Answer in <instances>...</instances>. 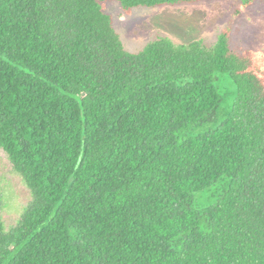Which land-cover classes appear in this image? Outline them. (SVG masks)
Listing matches in <instances>:
<instances>
[{
	"label": "trees",
	"instance_id": "1",
	"mask_svg": "<svg viewBox=\"0 0 264 264\" xmlns=\"http://www.w3.org/2000/svg\"><path fill=\"white\" fill-rule=\"evenodd\" d=\"M109 1L199 0H0V149L30 193L0 264H264V56L227 32L129 53Z\"/></svg>",
	"mask_w": 264,
	"mask_h": 264
},
{
	"label": "rangeland",
	"instance_id": "2",
	"mask_svg": "<svg viewBox=\"0 0 264 264\" xmlns=\"http://www.w3.org/2000/svg\"><path fill=\"white\" fill-rule=\"evenodd\" d=\"M104 13L112 22L124 49L137 53L158 37L174 45L201 40L213 45L222 32L229 35L231 50L239 53H261L264 56V0H199L191 4L138 7L125 14L118 3L106 2ZM217 89L222 105L215 121L199 131L214 129L224 118L235 98V87L227 75H220ZM221 193L219 185L193 195L199 206L215 203ZM30 193L21 177L0 149V223L5 230L15 227L28 203Z\"/></svg>",
	"mask_w": 264,
	"mask_h": 264
}]
</instances>
